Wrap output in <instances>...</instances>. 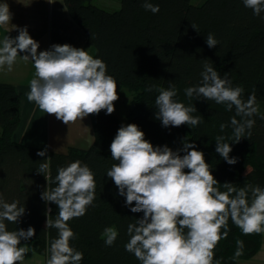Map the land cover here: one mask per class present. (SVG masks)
<instances>
[{"label":"trees","instance_id":"obj_1","mask_svg":"<svg viewBox=\"0 0 264 264\" xmlns=\"http://www.w3.org/2000/svg\"><path fill=\"white\" fill-rule=\"evenodd\" d=\"M151 2L159 5L158 13L145 10L143 0H122L121 8L115 11L98 7L93 0H65L70 16L86 33L91 56L102 59L107 74L117 81L118 100L124 89L132 93L125 122L113 113L106 114V110L91 115L95 141L89 148L72 146L64 153L47 149L45 156H39L37 153L43 148L15 141L21 124V101L15 85L0 82V194L6 202L18 201V206L25 207L19 223L6 221V224L10 231L35 228V236L21 241V245L26 243L47 260L50 243L58 235L56 229H46L48 210L51 209L54 220L59 209L41 195L56 186L55 176L60 167L79 160L90 167L96 181L93 205L84 216L68 222L78 236L70 243L83 253L81 264H141L124 245L129 240L128 225L142 218L143 213L131 211L126 197L119 194L118 187L107 176V171L117 163L111 159L110 145L122 125L137 124L154 146H181L187 138L204 153L221 185L229 182L237 188L246 184L264 188V119L259 115L253 117L251 137L232 142L230 118L235 115V108L228 111L224 104L195 95L189 99L185 94L186 88L201 83L207 60L222 78L228 73L233 87L244 89L243 99L254 91L260 113L264 114V13L254 15L243 0H204L199 5L192 0ZM209 33L219 42L213 48L206 43ZM170 86H175L177 92L173 99L196 107L197 111L191 115L200 116L202 123L195 127L187 124L163 127L151 118L157 112L155 100L159 90ZM222 123L228 125L223 132ZM217 136H225V142H232L230 156L237 158L235 164H229L216 152ZM41 163L49 165V182L37 172ZM221 190L225 189L221 186ZM228 223L229 235L216 247V260L220 264H238L253 258L262 247L264 234L246 236L231 219ZM106 227L119 232L113 246H106L102 238ZM237 240L244 242V254L235 261L232 257Z\"/></svg>","mask_w":264,"mask_h":264},{"label":"clouds","instance_id":"obj_2","mask_svg":"<svg viewBox=\"0 0 264 264\" xmlns=\"http://www.w3.org/2000/svg\"><path fill=\"white\" fill-rule=\"evenodd\" d=\"M17 2L23 3L22 0ZM243 4L258 17L264 13V0H243ZM143 7L153 14L160 11L159 5L151 0H143ZM12 16L8 3H0V28L7 29L12 24ZM193 27L198 30L194 24ZM18 30V36L5 35L0 40V71L6 67L10 72L18 57L34 62V78L26 94L29 102L68 126L89 115H98L102 110L109 115L115 111L118 84L107 74V65L102 59L93 58L87 50L67 43L38 51L39 42L29 34L27 27ZM206 43L210 48L219 44L211 33L207 34ZM22 52L25 54L21 55ZM201 78L199 85L185 89L186 96L191 99L195 95L224 104L228 111L234 107L235 115L230 118L232 142L250 138L255 125L253 117L259 115L264 119L255 92L243 99L244 89L233 87L228 73L222 78L207 60ZM176 95L175 86L159 90L155 100L156 118L162 125L195 127L202 123L200 116L191 115L197 111L196 107L174 100ZM227 127L222 123L221 132ZM225 140V136L216 137V152L229 164H235L237 158L230 156L232 142ZM92 143L89 138L88 145ZM110 151L111 159L117 163L107 171V176L118 187L119 194L126 197L125 203L131 211L143 213L142 218L128 225L129 240L124 245L141 264H220L215 250L229 235V219L246 236L264 234V188L253 184L237 188L229 182L221 185L212 174L204 153L187 138L183 149L176 151L167 145L154 146L145 139L144 131L132 123L118 129ZM181 151L185 154L181 155ZM46 153L47 148L37 155ZM37 172L44 174L49 182L47 163L39 164ZM94 177L90 167L77 160L60 167L55 176L56 186L42 193L43 200L55 203L59 209L54 220L51 209L48 210L46 229L54 228L58 235L50 243L47 264H81L83 253L70 243L78 236L68 222L84 216L93 205ZM18 204V201L6 202L0 194V264H24L29 249L26 243L21 246V241L35 236L33 227L8 230L6 221L17 224L25 214V207ZM118 235L117 229L106 227L102 234L105 245L113 246ZM236 245L232 259L238 261L244 254V242L237 240Z\"/></svg>","mask_w":264,"mask_h":264},{"label":"crops","instance_id":"obj_3","mask_svg":"<svg viewBox=\"0 0 264 264\" xmlns=\"http://www.w3.org/2000/svg\"><path fill=\"white\" fill-rule=\"evenodd\" d=\"M3 2L8 3L13 16L12 24L7 29L0 28V40L5 35L18 36V29L26 26L29 34L39 42L38 51L50 50L53 44L67 43L83 48L91 55L86 33L70 16L65 0H55L54 3H49L48 0H22L23 3H18L17 0H0V3ZM14 25L17 27L13 28ZM34 73V62L24 61L20 57L10 72L6 67L0 71V82L15 85L21 101V124L14 135L15 141L61 153L67 152L72 146L89 148V138L93 143L95 141L91 115L68 126L55 115L42 112L34 102L28 101L26 94L30 91ZM238 264H264V236L259 252L253 258L241 260Z\"/></svg>","mask_w":264,"mask_h":264},{"label":"rangeland","instance_id":"obj_4","mask_svg":"<svg viewBox=\"0 0 264 264\" xmlns=\"http://www.w3.org/2000/svg\"><path fill=\"white\" fill-rule=\"evenodd\" d=\"M203 1L204 0H192V3L194 5H199ZM93 4L103 9L109 10V11H115L121 8L122 0H93ZM131 99H132V93L130 92V90L124 89L122 92V98L114 102L115 111L113 112V114H115L120 119H122L123 122H125L126 115L128 114L130 110ZM151 118L159 121L162 125V122L156 118V113H153ZM183 145L176 146V145L170 144L168 146L174 151H176L178 149H183ZM21 246H24V245H21ZM28 249H29V252L26 254L25 261H24L25 264H47V257L44 254L36 253L33 250H31L29 247Z\"/></svg>","mask_w":264,"mask_h":264}]
</instances>
